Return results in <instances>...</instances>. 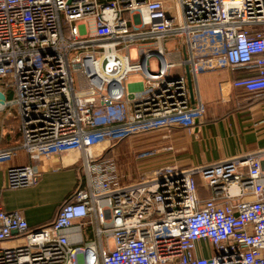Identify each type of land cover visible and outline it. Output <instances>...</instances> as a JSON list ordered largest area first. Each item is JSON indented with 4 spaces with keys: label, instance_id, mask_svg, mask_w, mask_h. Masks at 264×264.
Segmentation results:
<instances>
[{
    "label": "built area",
    "instance_id": "1",
    "mask_svg": "<svg viewBox=\"0 0 264 264\" xmlns=\"http://www.w3.org/2000/svg\"><path fill=\"white\" fill-rule=\"evenodd\" d=\"M178 67L191 79L250 69L264 89V0H0V111L15 108L19 135L0 165L29 161L6 168L7 187L37 183L41 156L81 154L79 185L48 224L0 206V264H264V148L132 181L106 154L204 117Z\"/></svg>",
    "mask_w": 264,
    "mask_h": 264
},
{
    "label": "crops",
    "instance_id": "2",
    "mask_svg": "<svg viewBox=\"0 0 264 264\" xmlns=\"http://www.w3.org/2000/svg\"><path fill=\"white\" fill-rule=\"evenodd\" d=\"M177 45L174 40L165 43L171 60L178 61L185 55L184 48ZM178 68L186 72V67ZM138 77L136 86L139 87L141 77ZM191 83L193 96L205 105L204 117L189 129L148 133H154L155 137L147 147H157L160 156L158 161L148 164L147 174L162 166L188 167L264 148V89L255 83L252 70L217 69L198 74ZM3 124L1 121L0 139ZM9 140L0 147L12 144ZM26 162L29 161L20 152L15 160L0 165V206L7 211L21 212L29 226L39 227L53 219L59 204L79 185L81 154L73 151L41 156L33 162L40 174L37 183L17 189L7 187L6 168ZM200 195L205 197L208 193L200 191ZM211 253L212 249L198 252L203 256Z\"/></svg>",
    "mask_w": 264,
    "mask_h": 264
},
{
    "label": "rangeland",
    "instance_id": "3",
    "mask_svg": "<svg viewBox=\"0 0 264 264\" xmlns=\"http://www.w3.org/2000/svg\"><path fill=\"white\" fill-rule=\"evenodd\" d=\"M178 48V45H177ZM140 81V78L136 73L128 75L126 83H133ZM2 86V85H1ZM13 116H5V112L0 111V118L5 122L3 126V134L1 144L12 141V144L16 143L19 139L17 132V120L14 118L15 108H12ZM2 129V127H1ZM0 129V132L2 131ZM155 134H143L140 136L130 137L120 142L111 144L106 154L114 158L118 164L119 172L127 177V180H136L140 178V174L147 172V166L149 163H153L159 160L160 152L157 147H147L149 142H154ZM154 151L151 156L138 157L139 153L143 151ZM145 158V159H143ZM126 179V178H125Z\"/></svg>",
    "mask_w": 264,
    "mask_h": 264
},
{
    "label": "water",
    "instance_id": "4",
    "mask_svg": "<svg viewBox=\"0 0 264 264\" xmlns=\"http://www.w3.org/2000/svg\"><path fill=\"white\" fill-rule=\"evenodd\" d=\"M186 78H187V84L189 88V92L191 94V98L193 96L192 92V83H191V76L189 74V71L186 68ZM6 103V95L5 93L0 89V107ZM0 124H1V119H0Z\"/></svg>",
    "mask_w": 264,
    "mask_h": 264
},
{
    "label": "trees",
    "instance_id": "5",
    "mask_svg": "<svg viewBox=\"0 0 264 264\" xmlns=\"http://www.w3.org/2000/svg\"><path fill=\"white\" fill-rule=\"evenodd\" d=\"M4 90V89H3ZM6 92V91H5ZM7 95H8V93H7ZM0 141H2V139H0ZM4 147V146H3Z\"/></svg>",
    "mask_w": 264,
    "mask_h": 264
},
{
    "label": "flooded vegetation",
    "instance_id": "6",
    "mask_svg": "<svg viewBox=\"0 0 264 264\" xmlns=\"http://www.w3.org/2000/svg\"><path fill=\"white\" fill-rule=\"evenodd\" d=\"M60 205V204H59ZM58 208V207H57Z\"/></svg>",
    "mask_w": 264,
    "mask_h": 264
}]
</instances>
